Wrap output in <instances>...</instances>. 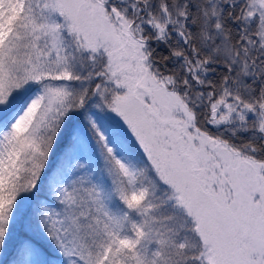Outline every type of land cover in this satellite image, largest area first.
Instances as JSON below:
<instances>
[{"label":"snow or ice","instance_id":"obj_1","mask_svg":"<svg viewBox=\"0 0 264 264\" xmlns=\"http://www.w3.org/2000/svg\"><path fill=\"white\" fill-rule=\"evenodd\" d=\"M0 264H264V0H0Z\"/></svg>","mask_w":264,"mask_h":264}]
</instances>
